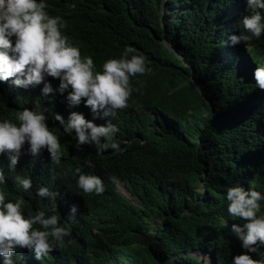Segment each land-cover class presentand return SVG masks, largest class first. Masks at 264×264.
Returning a JSON list of instances; mask_svg holds the SVG:
<instances>
[{"label":"trees","instance_id":"obj_1","mask_svg":"<svg viewBox=\"0 0 264 264\" xmlns=\"http://www.w3.org/2000/svg\"><path fill=\"white\" fill-rule=\"evenodd\" d=\"M101 1L107 11L94 25L96 53L90 55L97 68L132 46L136 54L147 57L149 71L132 78L134 88L139 86L137 80L143 82L140 93L134 91L132 106L113 118L119 128L115 134L118 153L111 149L98 153L86 145L78 150L56 123L52 129L60 136L65 156V171L52 170L58 181L48 180L45 157L29 159L19 173L27 176L24 172H28L32 180V188L24 192L14 184L17 173L0 163L6 179L0 189L8 199L25 200V215L56 204L63 224L71 206L77 207V221L66 238L71 243L42 261L32 251L17 249L14 264H201L190 255L200 248L209 250L214 264L227 257L231 260L245 250L233 233L220 226L221 219L231 220L223 208L224 199L219 200L227 192L224 163L241 162L242 176L251 178L264 193V140L256 145L264 129L262 121L254 142L247 139L250 114L264 121V106L262 114L246 107L256 96L249 93L251 86L242 88L246 82L240 83L234 74V52L239 48L220 39L231 21L239 24L249 12H242V0H165L163 10L171 9L161 13L164 37L188 64L183 65L159 42L161 0ZM176 5L184 7L176 10ZM244 46L250 64L263 66L264 35ZM4 87L0 86V116H8L4 118L14 117L9 116L14 98L10 92L19 93L27 108L37 109L45 102L51 111L62 109L56 93L40 97L34 89ZM260 91L264 101V90ZM77 169L99 176L105 186L103 195L84 194L75 185ZM115 179L123 183L128 198L115 189ZM199 181L204 193L192 198L188 187ZM41 186L57 193L54 201L37 196ZM149 226L153 232L147 233Z\"/></svg>","mask_w":264,"mask_h":264},{"label":"clouds","instance_id":"obj_2","mask_svg":"<svg viewBox=\"0 0 264 264\" xmlns=\"http://www.w3.org/2000/svg\"><path fill=\"white\" fill-rule=\"evenodd\" d=\"M120 1L127 4L131 0ZM242 1V12L249 13L239 24L231 21L220 39L229 44L227 46L239 48L234 52V74L239 75L240 83L246 82L247 86L241 87L251 86L248 91L256 96L246 107L252 113L260 110L262 114L264 101L260 90H264V65H251L244 45L264 35V0ZM164 4L165 0H161L159 42L183 65H188L164 37L161 13L171 9L163 10ZM183 7L176 5L174 8L181 10ZM103 11H107V7L101 0H0V86L15 91L34 89L40 97L56 93L63 105L59 112L49 110L45 102L37 109H31L25 107L19 93L10 92L14 98L11 99L13 113L9 116L14 117L0 116V163L8 167L10 173H17L14 176L17 189L28 192L32 188L29 173L24 172L27 176L19 174L26 160L45 157L48 180H59L53 169L65 171L63 145L52 129L56 123L59 131L78 150L86 145L98 153L109 149L116 153L120 151L115 140L119 128L112 123L113 118L132 106V94L134 91L140 93L143 84L137 80L139 86L134 88L132 78L144 76L149 68L147 57L136 54L137 50L132 46H125L119 58H109L97 68L90 55L96 53L94 25ZM188 81L201 94L193 78L188 76ZM206 102L211 108L210 102ZM250 119L251 124L247 123V126L251 131L247 132V139L254 142L256 129L260 131V123L264 124V121L259 115L252 117L250 114ZM260 140H264V129L256 145H261ZM223 169L227 187L222 198L223 208L231 220L227 223L221 219L220 226L226 227L223 231L233 233L245 251L232 256L231 260L227 257L221 264H264V258L254 259L249 254L264 257L260 252L264 249V193L251 178L242 176L243 168L238 160H227ZM76 172L79 174L75 185L84 194L103 195L105 186L99 176L80 173V169ZM115 181L121 183L125 194L116 188V182L115 189L128 198L123 183L118 179ZM5 184V173L0 167V185ZM188 189L192 198L194 195L197 198L198 194L204 193L205 186L199 181ZM36 194L49 201H54L57 196L46 186L39 187ZM25 207L23 198L13 201L0 189V264H14L13 255L17 249L32 251L35 259L42 261L53 250L71 243L66 238L71 235V224L77 221L76 205L71 206L63 224L56 204L27 215ZM192 252L207 255L204 260L190 254L201 264H214L208 249Z\"/></svg>","mask_w":264,"mask_h":264},{"label":"rangeland","instance_id":"obj_3","mask_svg":"<svg viewBox=\"0 0 264 264\" xmlns=\"http://www.w3.org/2000/svg\"><path fill=\"white\" fill-rule=\"evenodd\" d=\"M189 79H190V78H189ZM116 188H117L120 192H122V193L125 194L124 189H122V186H121V183H120V182H116ZM219 200L222 201V196H219ZM149 222H150L151 224H155V222L152 221V220H150ZM150 232H152L151 226L148 227V229H147V233H150ZM150 237H152V235H151ZM145 242H146V244H147V241H145ZM191 253H192L194 256H196V257H200V258H203L204 260H207V255H206V254H203V253H196V252H191ZM202 255H203V256H202Z\"/></svg>","mask_w":264,"mask_h":264}]
</instances>
